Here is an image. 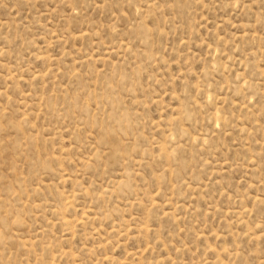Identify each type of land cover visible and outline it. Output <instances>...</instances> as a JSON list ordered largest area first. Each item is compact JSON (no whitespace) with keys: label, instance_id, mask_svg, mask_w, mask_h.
I'll list each match as a JSON object with an SVG mask.
<instances>
[{"label":"rangeland","instance_id":"374dc122","mask_svg":"<svg viewBox=\"0 0 264 264\" xmlns=\"http://www.w3.org/2000/svg\"><path fill=\"white\" fill-rule=\"evenodd\" d=\"M0 264H264V0H0Z\"/></svg>","mask_w":264,"mask_h":264}]
</instances>
